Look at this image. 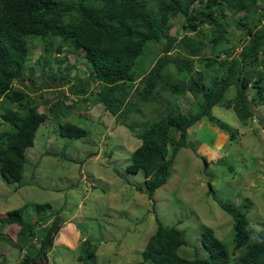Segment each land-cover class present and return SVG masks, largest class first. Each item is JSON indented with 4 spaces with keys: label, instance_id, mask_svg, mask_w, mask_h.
<instances>
[{
    "label": "trees",
    "instance_id": "obj_1",
    "mask_svg": "<svg viewBox=\"0 0 264 264\" xmlns=\"http://www.w3.org/2000/svg\"><path fill=\"white\" fill-rule=\"evenodd\" d=\"M261 2L264 0H0L1 179L15 187L25 183L22 182L27 160L25 149L32 146L35 131L47 113L67 103L58 99L47 107L46 114L38 112L40 94L30 96L28 91L34 92L32 85L23 89L14 83L22 84L24 75L33 83L32 70L37 65L40 75L58 80L56 87L62 89L67 84L69 69L74 66L67 62L66 54L80 53L87 66L82 72H87L89 80L97 84L90 102L100 103L115 121L120 122L135 102L155 98L158 92L167 90L173 96V101L166 105L169 108L160 112L162 115L144 123L135 133L139 144L130 152L126 166L130 173L142 171L144 189L151 198L169 176L177 149L191 147L186 139L189 126L201 117H208L214 125L227 129L210 117L211 107H231L237 118L245 121L252 116L249 104L253 107L264 103V19L258 10ZM176 15L184 21L179 24L184 32L179 37L169 33ZM235 15L234 25L242 29L243 37L239 51L233 55L226 28ZM202 23L206 24V34L201 30L186 34ZM30 37L41 45L36 65L28 62ZM147 44L160 47L147 69L136 72L133 70L136 59ZM205 46L210 54L198 56ZM195 61L203 62L200 70L206 75L205 81L192 76ZM47 80L43 79L39 86L44 87L39 89L50 87ZM86 83L76 78L67 86L69 94L89 93ZM229 86H234L233 103L223 99ZM186 92L196 110H192V102L187 112L177 107L176 100ZM63 124L61 136L75 139L85 135L81 127L70 122ZM170 129L176 131L177 137L170 136ZM244 200L249 205L248 199ZM31 208L37 215L47 212L51 222L40 226L46 217L37 216L30 221L25 213L0 217V224L17 225L15 241L26 249L16 264H46V253L59 228L58 211H49L48 203L33 204ZM25 210L27 205L22 212ZM225 210L232 219V247L228 248L211 229L204 228L199 243L207 256L182 257L177 253L178 247L185 243L182 233L174 226L162 225L155 216L156 228L139 252V263L264 264V222L257 232L251 233L245 214L232 208ZM35 237L38 239L34 247ZM80 247L76 259L95 264L96 244L84 239Z\"/></svg>",
    "mask_w": 264,
    "mask_h": 264
},
{
    "label": "rangeland",
    "instance_id": "obj_2",
    "mask_svg": "<svg viewBox=\"0 0 264 264\" xmlns=\"http://www.w3.org/2000/svg\"><path fill=\"white\" fill-rule=\"evenodd\" d=\"M224 10L228 15V10ZM258 10L264 19V2L259 3ZM236 18L237 15L233 16L226 28L233 55L239 51L243 37L242 29L234 25ZM181 22L184 23L181 16L172 18L171 35H183ZM196 30L206 34V24H199L186 34H194ZM40 47L37 40L29 38V63L35 64ZM159 47L160 44H147L133 70L147 69ZM208 54L205 46L198 56ZM76 55L66 54L67 62L74 66L69 69L67 84L62 89L56 87L58 80L40 75L36 64L32 70L33 83L24 75L22 84H15L23 89L32 85L34 92L28 91L30 96L40 94L38 112L46 114L47 107L58 99L70 107L61 103L47 113V119L36 129L32 146L25 149L27 160L22 182L28 183L17 188L0 177V217L7 213L11 216L25 213L33 221L40 215L46 217L45 211L38 215L32 211L34 203L46 202L53 211H58L60 227L46 253V264H84L76 259L81 250L80 241L84 239L96 244L95 264H150L139 263V252L156 228L155 216L162 225L174 226L182 233L185 243L178 247L177 253L188 259L207 256L199 243L204 228L211 229L228 248L232 247V219L225 208L245 214L246 227L251 233L259 230L264 222V103L253 107L249 104L252 116L245 121L239 120L231 107H211L210 117L227 129L214 125L208 117H201L189 126L186 139L191 147L177 149L169 176L149 198L142 171L130 173L126 166L130 152L139 144L135 133L144 123L162 115L160 112L169 108L166 105L173 101V96L167 90L158 92L155 98L135 102L120 122L115 121L100 103L90 102L97 84L89 80L87 72H82L87 66L80 53ZM202 63H193L192 76L205 81L206 75L200 70ZM50 66L53 70L55 63ZM76 78L81 83L87 82L89 93L69 94L67 86ZM43 79L50 87L39 89L44 87L39 86ZM233 95L234 86H229L223 99L230 102ZM83 98L86 99L82 101ZM191 102L194 101L186 92L176 100V105L187 112ZM192 110H196L195 103ZM64 122L81 127L85 135L76 139L61 136L60 126ZM169 134L177 137L174 129ZM25 205L27 210L22 212ZM50 222L51 217H46L45 223ZM17 229V225L0 224V264H16L26 250L15 241ZM37 239L33 238L34 247Z\"/></svg>",
    "mask_w": 264,
    "mask_h": 264
},
{
    "label": "clouds",
    "instance_id": "obj_3",
    "mask_svg": "<svg viewBox=\"0 0 264 264\" xmlns=\"http://www.w3.org/2000/svg\"><path fill=\"white\" fill-rule=\"evenodd\" d=\"M15 84H16V83H14V86H15ZM180 97H181V96H180ZM178 98H179V97H178ZM46 119H47V116H46L45 120H46ZM45 120H44V121H45ZM44 121H43V122H44ZM43 122H42V123H43ZM195 123H196V122H195ZM37 128H38V127H37ZM78 138H79V137H78ZM75 139H76V138H75ZM33 167H34V166H32V168H33ZM27 183H28V181L25 182L24 184H27ZM24 184H23V185H24ZM21 186H22V185H21ZM19 187H20V186H19ZM19 187H17V188H19ZM45 203H46V202H45ZM34 204H43V203H34ZM49 205H50V204H49ZM31 209H32V208H31ZM49 211H52V212H53V209L51 208V206H50V210H49ZM54 211H56V210H54ZM39 213H40V212H39ZM46 213H47V212H46ZM46 215H47V214H46ZM40 216H41V215H40ZM25 217H26V216H25ZM26 218H27L28 220H31L30 216H29V217H26ZM31 221H33V220H31ZM47 224H48V223H47ZM47 224L45 223V221H44V222L41 221L40 226H44V225H47ZM59 227H60V226H59ZM58 229H59V228H58ZM57 231H58V230H57ZM54 235H55V234H54ZM53 237H54V236H53Z\"/></svg>",
    "mask_w": 264,
    "mask_h": 264
}]
</instances>
